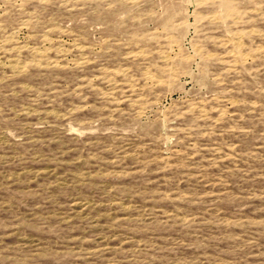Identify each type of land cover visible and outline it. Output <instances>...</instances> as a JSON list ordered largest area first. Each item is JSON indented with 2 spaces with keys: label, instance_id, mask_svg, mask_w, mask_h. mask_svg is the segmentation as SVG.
Masks as SVG:
<instances>
[{
  "label": "rangeland",
  "instance_id": "obj_1",
  "mask_svg": "<svg viewBox=\"0 0 264 264\" xmlns=\"http://www.w3.org/2000/svg\"><path fill=\"white\" fill-rule=\"evenodd\" d=\"M0 264H264V0H0Z\"/></svg>",
  "mask_w": 264,
  "mask_h": 264
}]
</instances>
